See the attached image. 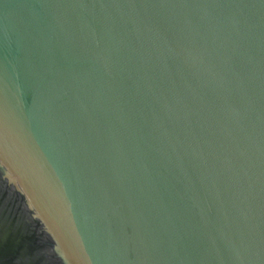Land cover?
Segmentation results:
<instances>
[{"label":"water","instance_id":"95a60500","mask_svg":"<svg viewBox=\"0 0 264 264\" xmlns=\"http://www.w3.org/2000/svg\"><path fill=\"white\" fill-rule=\"evenodd\" d=\"M0 264H264V0H0Z\"/></svg>","mask_w":264,"mask_h":264}]
</instances>
